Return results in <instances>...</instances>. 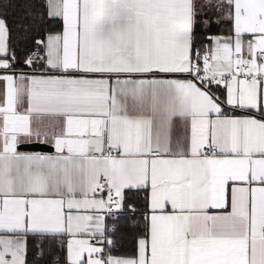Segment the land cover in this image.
<instances>
[{
	"label": "snow or ice",
	"instance_id": "1",
	"mask_svg": "<svg viewBox=\"0 0 264 264\" xmlns=\"http://www.w3.org/2000/svg\"><path fill=\"white\" fill-rule=\"evenodd\" d=\"M47 6L39 74L0 16V264L56 235L69 264H264V0ZM132 192L135 253L105 255Z\"/></svg>",
	"mask_w": 264,
	"mask_h": 264
},
{
	"label": "trees",
	"instance_id": "2",
	"mask_svg": "<svg viewBox=\"0 0 264 264\" xmlns=\"http://www.w3.org/2000/svg\"><path fill=\"white\" fill-rule=\"evenodd\" d=\"M0 16L7 20L10 47L21 61L19 66H26L22 63L24 55L36 47L35 40L47 33L62 31V20L48 16L47 0H0ZM230 31L231 24L226 20L214 29L219 35H229ZM129 199L138 206L137 212L129 211L126 215L121 212L109 221L108 238L113 244L106 248L111 255L132 256L139 231L143 229V199L137 198L135 192L129 194ZM113 227L115 232L111 231ZM65 253V239L49 236L39 246L30 243L26 264H66Z\"/></svg>",
	"mask_w": 264,
	"mask_h": 264
},
{
	"label": "crops",
	"instance_id": "3",
	"mask_svg": "<svg viewBox=\"0 0 264 264\" xmlns=\"http://www.w3.org/2000/svg\"><path fill=\"white\" fill-rule=\"evenodd\" d=\"M48 8V6H47ZM226 20V19H225ZM227 21V20H226ZM222 36H227V35H222ZM16 71L19 73V72H25V73H30V74H39V70H37L36 73H33V69L29 66H18L16 68ZM221 89L223 90V86H221ZM3 91H4V84L3 82H0V97H2V94H3ZM219 94V93H218ZM24 106L26 107L27 106V102H26V99H25V104ZM183 127V125L181 124V128ZM110 217H106V224L107 226H109V221H110ZM9 236L11 234H8ZM58 237H61V238H64L65 239V260H66V264H69V261H68V248H67V241L71 239L70 236H64V235H56ZM83 238H88L87 236L83 237ZM93 243H96L95 240H93ZM98 246L100 247H103L104 248V254L107 255L109 254L107 252V245L106 244H99ZM111 255V254H110ZM111 256H114V257H129V256H118V255H111Z\"/></svg>",
	"mask_w": 264,
	"mask_h": 264
},
{
	"label": "rangeland",
	"instance_id": "4",
	"mask_svg": "<svg viewBox=\"0 0 264 264\" xmlns=\"http://www.w3.org/2000/svg\"><path fill=\"white\" fill-rule=\"evenodd\" d=\"M27 66V65H26Z\"/></svg>",
	"mask_w": 264,
	"mask_h": 264
}]
</instances>
